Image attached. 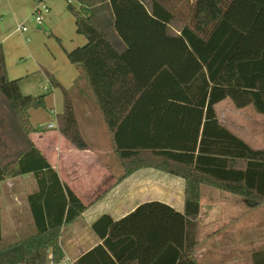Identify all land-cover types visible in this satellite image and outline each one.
<instances>
[{
  "label": "trees",
  "instance_id": "1",
  "mask_svg": "<svg viewBox=\"0 0 264 264\" xmlns=\"http://www.w3.org/2000/svg\"><path fill=\"white\" fill-rule=\"evenodd\" d=\"M101 1L107 0L69 2L77 31L87 42L67 52V57L86 73L126 176L151 167L183 177L185 210L150 201L119 220L103 215L93 224L102 243L76 264H198L195 220L200 213L202 185L241 196L248 209L264 204V148H252L224 126L215 111L216 104L230 99L236 108L251 105L264 114V0H117L124 9L146 3L151 15L161 22L173 18L184 22L181 35L174 38L176 47L167 66L145 85L104 31L94 25L93 7ZM45 73L49 90L60 86L50 71ZM162 77L172 82L160 90L178 93L186 86V110L197 111L191 119L195 130H186V147L122 145V125L144 94L160 91L157 82ZM63 92L59 129L76 148L85 149L88 143L72 99L64 88ZM45 95L23 94L19 79L8 78L0 43V179L33 173L38 185L29 197L37 232L0 248V264H45L50 252L52 260L59 263L64 256L59 242L61 227L86 209L81 199L64 187L32 139L39 128L31 121L30 108L42 107ZM133 157L141 162H134ZM251 263L264 264V249L252 253Z\"/></svg>",
  "mask_w": 264,
  "mask_h": 264
},
{
  "label": "crops",
  "instance_id": "2",
  "mask_svg": "<svg viewBox=\"0 0 264 264\" xmlns=\"http://www.w3.org/2000/svg\"><path fill=\"white\" fill-rule=\"evenodd\" d=\"M43 1L50 11L44 14L42 24L30 25L23 31L20 27L31 21L36 1L0 0V43L8 78L19 79L21 91L23 87L31 89V78L41 73L45 76L41 81L43 89H49L51 84L45 70L60 83L51 88L54 102L51 113L56 121L43 124L44 130L32 122L39 128L32 139L64 187L70 188L86 205L78 217L61 227L62 260L54 262L50 252L45 264H76L81 256L102 243L93 224L103 215L119 220L150 201H160L184 212L186 181L151 167L126 176L113 134L86 73L67 57V52L87 42L86 36L77 31L69 0ZM93 9L94 25L104 31L140 82L144 85L153 82L175 50L174 38L181 35L183 20L161 22L151 15L144 2L124 9L117 0H107ZM181 67L186 74V62ZM170 81L166 77L159 79L157 90L170 86ZM63 88L70 94L80 131L88 143L85 149L76 148L59 129L57 116L64 110ZM184 88L178 93L160 90L144 94L122 125L119 142L134 148L186 147V130H195L196 124L191 119L197 111L186 110ZM37 89L41 91L39 85ZM215 111L219 121L252 148H264V115L253 106L236 108L226 99L216 104ZM49 122H54L55 127L48 128ZM133 160L141 162L139 158ZM37 190L33 173L0 179V248L37 232L29 198ZM239 198L242 197L209 185L201 186L200 213L195 220L198 264H251L252 253L264 249V204L248 209L245 200Z\"/></svg>",
  "mask_w": 264,
  "mask_h": 264
},
{
  "label": "rangeland",
  "instance_id": "3",
  "mask_svg": "<svg viewBox=\"0 0 264 264\" xmlns=\"http://www.w3.org/2000/svg\"><path fill=\"white\" fill-rule=\"evenodd\" d=\"M42 17L44 18V15H42ZM32 22L33 21L27 22L26 26L28 28H31L30 25L33 26L34 24H36L35 22L34 23H32ZM39 29H41L43 32H45L41 27ZM46 34H48V33H46ZM44 79H45V76L42 73L39 74V75H35L30 80L31 83H30L29 88H31V89H26L27 87H23L22 88V91L25 92L23 94H31V95H34V96H39L43 92L46 93V95L44 97V105L42 107H37V108L32 107V108H30L31 121L36 126H39L42 130H44L43 124L47 123L48 121H54V122L56 121V116L55 115L52 116V113H51V111L54 108L53 107V103L54 102H53V99H52L53 91L49 90V89H47V90L43 89L44 86L42 85L41 81L44 80ZM37 85H39V87L41 88V91H39V89H37ZM46 85H49V83L47 84V82H46ZM44 90H46V91H44ZM42 130H40V131H42ZM32 136H33V138H35L36 137V133H34ZM239 199H242V198H239Z\"/></svg>",
  "mask_w": 264,
  "mask_h": 264
},
{
  "label": "built area",
  "instance_id": "4",
  "mask_svg": "<svg viewBox=\"0 0 264 264\" xmlns=\"http://www.w3.org/2000/svg\"><path fill=\"white\" fill-rule=\"evenodd\" d=\"M69 2H71V1L69 0ZM49 11H50V7L43 0L37 1L36 7L34 9V12H33L30 20L35 22L36 24H42V22H43L42 15L49 13ZM20 29H22L23 31H26L28 29V27L26 25H22L20 27ZM47 127L53 128V127H55V123L49 122Z\"/></svg>",
  "mask_w": 264,
  "mask_h": 264
}]
</instances>
